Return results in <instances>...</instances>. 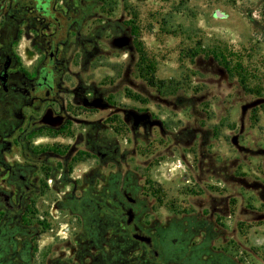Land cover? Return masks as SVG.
<instances>
[{"label": "rangeland", "instance_id": "374dc122", "mask_svg": "<svg viewBox=\"0 0 264 264\" xmlns=\"http://www.w3.org/2000/svg\"><path fill=\"white\" fill-rule=\"evenodd\" d=\"M61 15L78 23L80 55L62 77L98 90L94 118L117 155L104 195L89 187L101 209L68 244L37 256L26 236L23 256L4 251L0 264H152L121 218V190L157 261L264 264V0H66Z\"/></svg>", "mask_w": 264, "mask_h": 264}, {"label": "flooded vegetation", "instance_id": "af4514ba", "mask_svg": "<svg viewBox=\"0 0 264 264\" xmlns=\"http://www.w3.org/2000/svg\"><path fill=\"white\" fill-rule=\"evenodd\" d=\"M64 7L66 0H0V253L14 257L23 256L26 236L37 237L40 256V247L68 244L79 224L86 227L101 209L90 207V184L104 195L105 164L117 155L104 150V119L94 118L98 90L62 77L80 57L71 49L78 23H63ZM114 200L131 238L152 252V264H163L135 222L136 200L125 190ZM44 236L50 241L42 244Z\"/></svg>", "mask_w": 264, "mask_h": 264}, {"label": "trees", "instance_id": "16d2710c", "mask_svg": "<svg viewBox=\"0 0 264 264\" xmlns=\"http://www.w3.org/2000/svg\"><path fill=\"white\" fill-rule=\"evenodd\" d=\"M198 53V52H197ZM199 53H203V55L205 56V57H207L208 56V54L207 53H205V52H203V51H201V52H199ZM196 55V54H195ZM212 58L218 63V64H220L221 66H223V68L225 69V71L228 73V74H231L232 73V70H231V68H230V62H228L229 60H226L225 59V57L223 56V55H221V54H219V53H214L213 55H212ZM232 69H233V71H235L236 70V66H235V68L234 67H232ZM145 80V82L149 85V86H153V82L151 81V80H148V79H144ZM241 81H243V80H241ZM242 83V82H241Z\"/></svg>", "mask_w": 264, "mask_h": 264}, {"label": "water", "instance_id": "95a60500", "mask_svg": "<svg viewBox=\"0 0 264 264\" xmlns=\"http://www.w3.org/2000/svg\"><path fill=\"white\" fill-rule=\"evenodd\" d=\"M126 215H127L126 224L128 225V224L131 223L133 217H132V215H131L130 212H127ZM136 230H137V229L135 228V231H136ZM132 237H133L134 239L140 241V242H144V243H147V244L150 242V238H149V237L144 236V235H139V234H137V233L133 234Z\"/></svg>", "mask_w": 264, "mask_h": 264}, {"label": "bare ground", "instance_id": "6f19581e", "mask_svg": "<svg viewBox=\"0 0 264 264\" xmlns=\"http://www.w3.org/2000/svg\"><path fill=\"white\" fill-rule=\"evenodd\" d=\"M32 58V57H31ZM33 59V58H32Z\"/></svg>", "mask_w": 264, "mask_h": 264}]
</instances>
